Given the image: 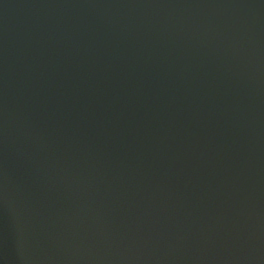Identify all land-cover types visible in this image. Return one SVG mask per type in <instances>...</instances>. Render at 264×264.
Segmentation results:
<instances>
[{"label": "water", "instance_id": "obj_1", "mask_svg": "<svg viewBox=\"0 0 264 264\" xmlns=\"http://www.w3.org/2000/svg\"><path fill=\"white\" fill-rule=\"evenodd\" d=\"M0 264H264V0H0Z\"/></svg>", "mask_w": 264, "mask_h": 264}]
</instances>
